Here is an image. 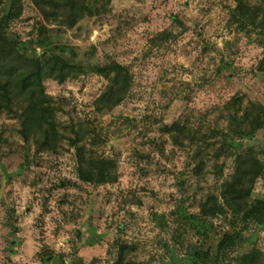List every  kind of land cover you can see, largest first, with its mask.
Returning a JSON list of instances; mask_svg holds the SVG:
<instances>
[{
	"label": "rangeland",
	"instance_id": "1",
	"mask_svg": "<svg viewBox=\"0 0 264 264\" xmlns=\"http://www.w3.org/2000/svg\"><path fill=\"white\" fill-rule=\"evenodd\" d=\"M236 4L111 0L67 27L46 23L22 0L10 32L36 60L65 136L56 150L39 135L27 142L20 119L0 113V264H114L122 245L131 264H216L227 232L237 238L219 264L251 253L253 264H264L259 223L213 215L215 203H207L220 198L236 155L264 161V127L252 138L235 136L239 147L229 141L230 113L242 115L250 101L264 106L257 69L264 48L257 31L232 21ZM113 61L132 74L131 90L99 111L107 79L96 68ZM62 63L71 68L59 82L49 74ZM71 127L84 132L79 148L68 139ZM80 158L115 164L94 184L80 179ZM251 199H264V177Z\"/></svg>",
	"mask_w": 264,
	"mask_h": 264
},
{
	"label": "trees",
	"instance_id": "2",
	"mask_svg": "<svg viewBox=\"0 0 264 264\" xmlns=\"http://www.w3.org/2000/svg\"><path fill=\"white\" fill-rule=\"evenodd\" d=\"M31 1L46 23H58L67 27L76 26L86 16L99 14L111 2V0ZM3 5L4 0H0V113L6 112L20 119L21 133L27 142L31 135H39L47 149L56 150L65 135L58 128L52 98L45 92L36 60L23 52V48L20 47L21 41L10 32V23L22 13V0H9L6 11ZM231 18L243 29L250 28L257 31L264 48L263 5L237 0ZM69 68H71L69 64L62 63L49 76L63 82ZM257 69L264 74V53ZM96 72L107 79L105 90L95 102L96 109L103 110L108 104L119 105L131 90L130 71L121 63L113 61L97 67ZM237 99L235 98L233 102H237ZM172 127L179 132L184 130L179 124H174ZM262 127H264V106L259 102L250 101L243 109L242 115L238 112L230 113L232 134L229 141L232 146L239 147L240 143L233 139L235 136L252 138ZM71 132L74 136H68V139L71 145L79 148L84 132L82 129L72 127ZM235 161L234 173L222 184L221 201L219 197L209 196L207 203H215L213 215L229 212L244 222L256 221L264 230V199H251L257 180L264 177V161L252 152L236 155ZM114 164V160L109 159L80 158L77 172L83 181L99 184L104 170L110 172ZM201 165L202 161H199L196 168L200 169ZM236 238V235L227 232L220 239L216 264L225 258L227 248L235 243ZM129 250L128 246L122 245L114 264H131L127 261ZM49 257L52 255L49 254ZM255 257V253L246 254L240 258V264H253Z\"/></svg>",
	"mask_w": 264,
	"mask_h": 264
},
{
	"label": "water",
	"instance_id": "3",
	"mask_svg": "<svg viewBox=\"0 0 264 264\" xmlns=\"http://www.w3.org/2000/svg\"><path fill=\"white\" fill-rule=\"evenodd\" d=\"M95 241L90 239L89 243L93 244ZM52 264H64V262L60 259H53Z\"/></svg>",
	"mask_w": 264,
	"mask_h": 264
}]
</instances>
